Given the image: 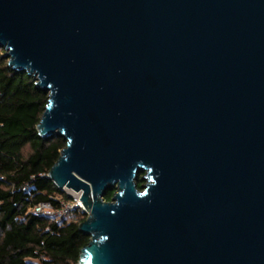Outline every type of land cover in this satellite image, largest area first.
Returning <instances> with one entry per match:
<instances>
[{
    "label": "water",
    "instance_id": "1",
    "mask_svg": "<svg viewBox=\"0 0 264 264\" xmlns=\"http://www.w3.org/2000/svg\"><path fill=\"white\" fill-rule=\"evenodd\" d=\"M0 49L67 143L78 264H264V0H0Z\"/></svg>",
    "mask_w": 264,
    "mask_h": 264
},
{
    "label": "trees",
    "instance_id": "2",
    "mask_svg": "<svg viewBox=\"0 0 264 264\" xmlns=\"http://www.w3.org/2000/svg\"><path fill=\"white\" fill-rule=\"evenodd\" d=\"M4 55L0 49V264H78L90 241L79 230L87 215L75 211L59 222L34 212L44 203L58 210L71 201L48 178L67 143L40 137L49 96L34 77L9 68ZM113 196L108 191L104 200Z\"/></svg>",
    "mask_w": 264,
    "mask_h": 264
},
{
    "label": "built area",
    "instance_id": "3",
    "mask_svg": "<svg viewBox=\"0 0 264 264\" xmlns=\"http://www.w3.org/2000/svg\"><path fill=\"white\" fill-rule=\"evenodd\" d=\"M64 192H66L71 198V201L69 203H62L61 208L58 210L54 209L50 203H44L36 207L34 212L37 214H44L50 217L51 219L60 222L63 221L65 218H68L75 211L83 212L85 210L83 203L80 200V193H75L70 190H64Z\"/></svg>",
    "mask_w": 264,
    "mask_h": 264
},
{
    "label": "rangeland",
    "instance_id": "4",
    "mask_svg": "<svg viewBox=\"0 0 264 264\" xmlns=\"http://www.w3.org/2000/svg\"><path fill=\"white\" fill-rule=\"evenodd\" d=\"M145 176H146L145 173H142L139 175L138 179L141 178L140 180H142ZM142 185L143 186L146 185V182H143ZM37 264H39V263H37Z\"/></svg>",
    "mask_w": 264,
    "mask_h": 264
}]
</instances>
